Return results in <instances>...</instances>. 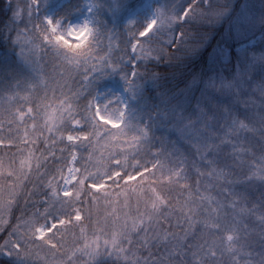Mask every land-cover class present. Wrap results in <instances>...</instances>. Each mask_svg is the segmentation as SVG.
Masks as SVG:
<instances>
[{
    "label": "trees",
    "instance_id": "obj_1",
    "mask_svg": "<svg viewBox=\"0 0 264 264\" xmlns=\"http://www.w3.org/2000/svg\"><path fill=\"white\" fill-rule=\"evenodd\" d=\"M91 1L93 47L108 58L110 66L88 73L90 83L85 81V87L81 83L85 79L80 74L83 69L61 67L60 58L50 45L37 42L33 50L34 46L29 44L25 48L18 39L25 29L31 32L32 26L40 24L46 15L54 22L65 23L82 12L85 1L67 0L57 6L59 0H0V113L6 103L3 97L23 93L41 76L49 82L41 96L47 93L52 99L53 94L59 96L61 91L79 92L78 104L95 98L105 86L126 90L129 101L123 119V142L117 146L123 155H105L99 172L113 171L111 165L119 160L129 173L141 168H154L156 173L155 177L147 176L136 185H129L134 191L121 188L123 195L113 192L110 203L101 199L92 218L83 222L86 235L90 239L99 237L101 245L105 238L117 240L118 249H102L113 254L99 255L96 264H162L159 258L165 249L178 246L189 252L200 247L207 237L219 240V233L209 236L198 231L196 237L181 245L172 237L180 229L164 220L169 208L178 204V192L197 199V189L201 195H216L204 191L207 180L198 176L209 167L229 172L230 190L235 198L249 209H256L244 221L252 234L241 243L252 252L255 264H264V226L256 220L257 215L264 213V180L258 178L264 175V0H188L182 6L178 2L176 14L189 6L187 16L160 25L144 38L149 48L146 55H133L130 49V41L144 24L140 20L132 25L122 22L126 12L142 0ZM242 8L247 14L235 23ZM256 37L254 43L237 51L238 46ZM219 45L229 48L227 60L212 58ZM233 123L245 127L237 128L235 140L221 143L218 138L224 137ZM209 124L213 125L211 129ZM237 140L245 151L240 156L233 154L231 146ZM66 143L58 145V149L66 147ZM44 148L41 142L36 155ZM15 151L0 149L9 154ZM80 154L78 151V160ZM56 155H61L59 150ZM64 155L71 160L70 150ZM74 164L81 168L80 163ZM67 165L63 160L55 164L49 159L37 172L34 158L29 173V168L21 170L17 156L11 165L15 174H0V198H6L9 185H15L21 208L25 201H38L42 196L30 193L43 192L40 173L51 174L56 167L65 170ZM88 183L91 181H86L85 187ZM19 214L16 210L15 215ZM7 219L15 222L12 216ZM79 233L77 229V237ZM67 240L57 255L63 256L73 247L71 236ZM227 257L225 252L220 263ZM191 262L189 259V263H172ZM0 264L27 262L23 257L0 253Z\"/></svg>",
    "mask_w": 264,
    "mask_h": 264
},
{
    "label": "snow or ice",
    "instance_id": "obj_2",
    "mask_svg": "<svg viewBox=\"0 0 264 264\" xmlns=\"http://www.w3.org/2000/svg\"><path fill=\"white\" fill-rule=\"evenodd\" d=\"M188 11L190 9H185L179 18L186 17ZM162 22L163 17L159 20L154 18L134 34L130 41L133 55L138 52L148 54L149 48L143 42L144 38L149 37ZM18 39L25 48L29 44L34 46L33 50L37 42L41 46L50 45L56 50L61 67L83 69L80 74L85 78L81 81L85 87V81L90 83L88 73L110 66L108 58L94 49L95 30L87 21L79 26L61 28L59 21L45 18L40 24H34L31 32L25 29ZM60 75L63 76L64 73ZM48 87V80L41 76L35 85L25 89L23 93L3 97L6 103L3 104V113H0V149L16 151L11 154L0 152V174H15L11 165L17 156L20 157L21 170L25 165H31L34 158L37 172L49 159L55 164L61 160L69 165L80 163L81 168L68 166L67 175L64 174L63 167H56L51 174L47 171L40 173L38 179L43 181V192L34 190L30 195L39 194L42 199L25 201L23 208L19 206L16 186L9 185L7 197L0 198V233L4 234L0 236L3 240L0 243V253L23 257L27 264H68V261L75 264L73 258L77 253H82L87 257L86 264H96L99 255L113 254L112 251L105 253L102 249H118L117 240L105 238L101 245L99 237L90 239L86 235L83 222L92 218L93 210L101 199L110 203L113 192L123 195L121 188L125 192L134 191L128 186L136 185L147 176L155 177L156 169H133L129 173L122 162L116 160L111 165L113 171L100 173V161L105 155H123L117 150V146L123 142L124 114L110 112L107 105H101L94 98L78 104L79 92L61 91L59 96L53 94L52 99L47 93L41 96V90ZM117 123L119 127H113ZM238 127L243 130L245 126L233 123L230 131L218 138L221 143L226 139L235 140L234 134ZM41 142L44 143V151L36 155ZM65 142L66 147L58 149V145ZM231 146L235 156L244 154L238 140ZM57 150L61 154L59 157L56 155ZM69 150L71 160L64 155ZM78 151L81 153L79 160ZM93 168L95 172L91 170ZM28 171L30 173V167ZM198 176L207 180L204 191L214 192L216 195H201L198 189V199L191 194L185 196L183 192L176 194L178 204L170 207L169 215L164 217L170 226L180 229V232L172 234L173 239L182 245L186 240L196 237L198 231L209 236L219 233V240H203V244L210 248H220L221 255L226 252L230 264H254L252 252L247 251L241 241L247 240L252 234L244 221L248 216L254 215L256 209H249L241 199L235 198L230 190L229 172L209 167L206 172L198 173ZM258 178L264 180V175ZM86 181L91 183L85 187ZM16 210H19V215H15ZM8 216H12L15 222L6 219ZM256 220L264 226V213L257 215ZM77 229H80L79 237ZM68 236H71L73 247L66 252V259L61 261L57 258V250L65 247ZM80 240L84 243L79 244ZM203 244L200 245L202 252L205 251ZM45 251L47 254H44ZM205 255L208 253L205 252ZM241 257L244 258L243 262Z\"/></svg>",
    "mask_w": 264,
    "mask_h": 264
},
{
    "label": "rangeland",
    "instance_id": "obj_3",
    "mask_svg": "<svg viewBox=\"0 0 264 264\" xmlns=\"http://www.w3.org/2000/svg\"><path fill=\"white\" fill-rule=\"evenodd\" d=\"M66 1V0H59V3ZM84 6L82 8V12L76 15L74 18L66 21L63 23L62 20H59L61 28H66L68 26H79L83 24L84 22H88L91 25L90 20V12L93 9L94 3L91 0H84ZM188 0H169L168 5L166 4V0H142L139 5H137L135 8H132L126 12L124 15L122 22L125 25H132L135 21L140 20L144 26L152 19H161L163 17V22L161 24L157 25V28H159L160 25H166L168 22H173L174 19H178L182 16L185 9H189L188 7H185V9L179 10L176 14L177 9L175 8L176 5H178V2H181V6L183 5V2H187ZM208 1V0H205ZM234 1V0H229ZM193 1H190L189 3H192ZM192 5V4H191ZM170 11V12H168ZM247 14V10L245 8H242L239 10V15L235 23L237 21H241L242 17ZM45 18H50L49 15H46ZM258 39L256 37L255 39H251L250 41L238 46L236 49L238 52H241L245 45H251ZM229 48L224 45H219L217 48H215L214 53L212 55V58L215 60H227V56L229 54ZM96 101H98L101 105H107L108 110L113 113H119L122 112L123 119L126 113V108L128 105V96L126 93V90L122 87H115V86H105L100 89L99 93L94 98ZM123 122V121H122ZM119 123L116 125H113V127H118ZM213 127L212 124H209V128L211 129ZM32 165V162H31ZM31 165H25L24 169L26 170ZM76 167L75 164L67 165ZM67 167L64 170V174L67 175ZM77 168V167H76ZM62 182V181H61ZM74 183V181H73ZM71 187V186H70ZM7 219V217H6ZM209 241L212 240V238H208ZM108 240H110L108 238ZM82 242L81 244H83ZM204 252L201 251V247L195 246L191 250L188 251H181L178 246L174 249H165L162 253L161 258H159V261L162 264H169L170 262L179 263L181 260H184V263H189V259H191L190 264H230V258L229 256L227 259L220 263L221 260V251L217 248H210L209 245H204ZM205 252L208 253V255H205ZM214 253V255H212ZM47 254V253H44ZM78 256H75L73 259L75 260V264H86L87 257L84 256L82 253H77ZM8 256V255H6ZM80 256V257H79ZM57 258L61 261L66 259V254L63 256L57 255ZM210 259V262H206V259ZM68 264H72V261H68ZM173 264V263H172ZM255 264V263H254Z\"/></svg>",
    "mask_w": 264,
    "mask_h": 264
}]
</instances>
